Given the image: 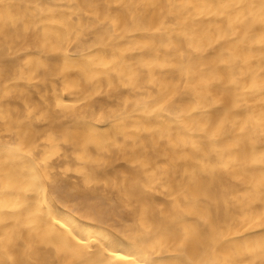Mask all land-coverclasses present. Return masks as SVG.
<instances>
[{"label":"bare ground","instance_id":"1","mask_svg":"<svg viewBox=\"0 0 264 264\" xmlns=\"http://www.w3.org/2000/svg\"><path fill=\"white\" fill-rule=\"evenodd\" d=\"M0 264H264V0H0Z\"/></svg>","mask_w":264,"mask_h":264}]
</instances>
